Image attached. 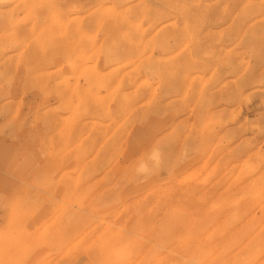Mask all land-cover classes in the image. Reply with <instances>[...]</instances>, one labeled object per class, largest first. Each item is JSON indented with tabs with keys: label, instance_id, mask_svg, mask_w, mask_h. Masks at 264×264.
I'll return each mask as SVG.
<instances>
[{
	"label": "rangeland",
	"instance_id": "rangeland-1",
	"mask_svg": "<svg viewBox=\"0 0 264 264\" xmlns=\"http://www.w3.org/2000/svg\"><path fill=\"white\" fill-rule=\"evenodd\" d=\"M0 264H264V0H0Z\"/></svg>",
	"mask_w": 264,
	"mask_h": 264
},
{
	"label": "clouds",
	"instance_id": "clouds-1",
	"mask_svg": "<svg viewBox=\"0 0 264 264\" xmlns=\"http://www.w3.org/2000/svg\"><path fill=\"white\" fill-rule=\"evenodd\" d=\"M163 164L162 150L158 146H154L150 149L147 158L136 165L134 174L140 179L150 178L163 169Z\"/></svg>",
	"mask_w": 264,
	"mask_h": 264
},
{
	"label": "bare ground",
	"instance_id": "bare-ground-1",
	"mask_svg": "<svg viewBox=\"0 0 264 264\" xmlns=\"http://www.w3.org/2000/svg\"><path fill=\"white\" fill-rule=\"evenodd\" d=\"M227 16V15H226ZM212 20V19H211Z\"/></svg>",
	"mask_w": 264,
	"mask_h": 264
}]
</instances>
